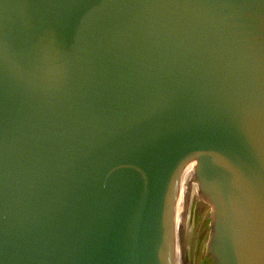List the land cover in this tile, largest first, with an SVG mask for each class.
<instances>
[{
  "label": "water",
  "instance_id": "obj_1",
  "mask_svg": "<svg viewBox=\"0 0 264 264\" xmlns=\"http://www.w3.org/2000/svg\"><path fill=\"white\" fill-rule=\"evenodd\" d=\"M193 200L264 264V0H0V264H176Z\"/></svg>",
  "mask_w": 264,
  "mask_h": 264
},
{
  "label": "flooded vegetation",
  "instance_id": "obj_2",
  "mask_svg": "<svg viewBox=\"0 0 264 264\" xmlns=\"http://www.w3.org/2000/svg\"><path fill=\"white\" fill-rule=\"evenodd\" d=\"M195 199V198H194ZM203 202H191L187 219L183 246H181L176 264H211L205 253V241L209 226V209Z\"/></svg>",
  "mask_w": 264,
  "mask_h": 264
}]
</instances>
